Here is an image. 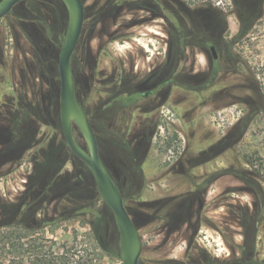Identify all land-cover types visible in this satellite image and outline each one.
<instances>
[{"label": "rangeland", "instance_id": "obj_1", "mask_svg": "<svg viewBox=\"0 0 264 264\" xmlns=\"http://www.w3.org/2000/svg\"><path fill=\"white\" fill-rule=\"evenodd\" d=\"M84 1L88 25L72 58L76 95L103 131L101 157L145 257L264 264V0H181L190 5L171 13L182 37L142 1ZM66 28V8L53 0L23 1L0 21V204L26 206L12 218L25 216L59 243L77 238L99 264H124L114 214L63 133L58 64ZM159 64L160 78H178L175 90H194L198 108L190 127L175 116L176 126L149 138L119 122L128 90L95 89L99 74L109 80L121 71L107 85L121 88ZM74 136L87 148L77 127Z\"/></svg>", "mask_w": 264, "mask_h": 264}, {"label": "water", "instance_id": "obj_2", "mask_svg": "<svg viewBox=\"0 0 264 264\" xmlns=\"http://www.w3.org/2000/svg\"><path fill=\"white\" fill-rule=\"evenodd\" d=\"M23 0H0V21ZM67 11V28L59 58L61 80L60 112L63 133L71 152L91 171L99 194L112 210L120 233L119 258L124 264H140L143 255L142 235L129 214L123 195L99 156L98 143L89 116L79 102L72 69V57L78 47L85 23L82 0H59ZM214 51V48H212ZM80 131L87 150L75 139Z\"/></svg>", "mask_w": 264, "mask_h": 264}, {"label": "flooded vegetation", "instance_id": "obj_3", "mask_svg": "<svg viewBox=\"0 0 264 264\" xmlns=\"http://www.w3.org/2000/svg\"><path fill=\"white\" fill-rule=\"evenodd\" d=\"M133 1H137V0H126L125 2H120L119 5L129 4L130 2H133ZM139 1H142V3H145L144 9H146L150 12H153L155 14V16H157L158 22L165 24V20L167 22L170 21L172 23V25L174 26V28L178 30V35H181V37H182L183 31H182V27L178 23L179 17L175 18V15L171 13V10L175 7H178L179 9H182V8L184 9L186 5H190V4H188L184 1H181V0H139ZM22 2H20V3H22ZM82 2L85 6V23H84V28H83V32H82V36H83L85 27L88 25V19H87L88 9L86 7L85 1L82 0ZM205 2H207V1H205ZM116 3L117 2L114 0L109 1L110 5H115ZM198 3H200V2H197L195 4H191V5H194V7H196V5H199ZM201 3H204V2H201ZM19 4H17V5H19ZM15 7L7 16H9L14 11ZM198 7H200V5ZM199 11H200V9H198L196 11L197 14H199ZM201 16L202 15H199V17H201ZM161 27L163 28V25ZM82 36L80 38L78 47H77L74 55L77 53V50L80 46ZM212 48H214V51L212 50ZM209 50H210L211 56H212V63L213 64L217 63L220 59V56H219L218 50H217V46L214 43H212L209 47ZM173 58H175V56L172 55L170 57V55H169L170 60ZM163 68H164V65L159 64L156 67H154V70H155V72L153 70L154 73L152 72V73H150L148 75H144L142 77L134 76L135 78H132L130 76L131 77L130 80H128L126 82L129 84V86H123L121 88H119L118 86H114L111 89H109L107 87V85L108 84L116 85L117 84L116 80L119 77H121L122 72L121 71L116 72V70H115L112 73V75L109 77V80L104 79L101 76V74H99V76H98V77H100L99 81H98L99 86L96 87L95 90H98L97 91L99 93L98 95H102L103 91H105V90H113L114 91L113 95H115L116 89H121V91L122 90L123 91L128 90L129 92L127 94H125V97L119 98L120 100H122V99L125 100L126 108H125L124 114H123L124 119H121L120 121L119 120L118 121L120 123H122V121L126 120V122L130 125H136V126L143 127L146 137L151 138L153 136V134L156 132L155 128H159L163 125L176 126L177 125L176 120L182 122V124H184L185 126L190 127V125L192 123L191 121H193L195 119L196 110L198 108L197 103H196V99L193 96L194 90H175V86L180 85L178 78L175 76H173L170 80L169 79L164 80L163 78H160V76L162 75V71H160V70H163ZM166 110L168 112H166ZM168 114H171V115L168 116ZM175 116H177L176 120L172 118ZM91 124H92V122H91ZM92 126H93V124H92ZM93 129H94L95 136H96L97 143H98L99 156L102 159V157H101V139L99 137L100 136L99 132L103 133V131H101L98 126H96V127L93 126ZM85 149L87 150V148H85ZM102 161H103V159H102ZM81 162H83V161H81ZM103 163L105 164V166L108 170L106 163L104 161H103ZM175 168L176 167H172V169H175ZM108 172L110 173L109 170H108ZM110 175H111V173H110ZM111 177H112V175H111ZM112 179H113V177H112ZM211 183H212V181L210 179V180H208L206 185L210 186ZM124 203H125V201H124Z\"/></svg>", "mask_w": 264, "mask_h": 264}, {"label": "trees", "instance_id": "obj_4", "mask_svg": "<svg viewBox=\"0 0 264 264\" xmlns=\"http://www.w3.org/2000/svg\"><path fill=\"white\" fill-rule=\"evenodd\" d=\"M30 1V0H24ZM59 2V0H53ZM213 181V179H211ZM109 208V207H108ZM15 203L0 204V264H99L100 257L84 246L59 243L29 228L25 216L12 218L19 212H26ZM110 209V208H109ZM24 215V214H23ZM99 262V263H98ZM140 264H185L178 261L149 259L143 254Z\"/></svg>", "mask_w": 264, "mask_h": 264}, {"label": "bare ground", "instance_id": "obj_5", "mask_svg": "<svg viewBox=\"0 0 264 264\" xmlns=\"http://www.w3.org/2000/svg\"><path fill=\"white\" fill-rule=\"evenodd\" d=\"M87 147V146H86Z\"/></svg>", "mask_w": 264, "mask_h": 264}]
</instances>
